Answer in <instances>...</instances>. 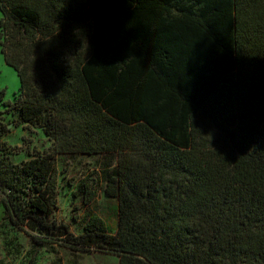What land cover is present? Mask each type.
Wrapping results in <instances>:
<instances>
[{
    "label": "trees",
    "instance_id": "trees-1",
    "mask_svg": "<svg viewBox=\"0 0 264 264\" xmlns=\"http://www.w3.org/2000/svg\"><path fill=\"white\" fill-rule=\"evenodd\" d=\"M0 12L20 79L14 102L0 91L4 221L36 247L119 264H264V0H0ZM3 106L51 151L15 163ZM62 154L115 156L101 173L115 233L98 215L80 234L57 221ZM80 194L97 197L89 183Z\"/></svg>",
    "mask_w": 264,
    "mask_h": 264
},
{
    "label": "rangeland",
    "instance_id": "rangeland-1",
    "mask_svg": "<svg viewBox=\"0 0 264 264\" xmlns=\"http://www.w3.org/2000/svg\"><path fill=\"white\" fill-rule=\"evenodd\" d=\"M2 14L0 12V20ZM86 47V46H85ZM20 79L14 68L7 65L0 47V91L5 90V101L14 102L19 96ZM3 120L10 132L3 137L10 158L19 163L29 159V154L51 151L52 143L42 129L17 126V113H9L6 107ZM59 174V210L55 217L58 222L70 225L75 234L83 231L92 215L106 221L115 233L118 227V201L106 198L101 173L105 168L116 166L115 156L98 154L57 155ZM89 183L97 191V197L89 204H83L80 188ZM4 207L0 205V263L1 264H119L118 257L100 252L75 253L58 245L36 247L31 238L18 228L4 221Z\"/></svg>",
    "mask_w": 264,
    "mask_h": 264
}]
</instances>
